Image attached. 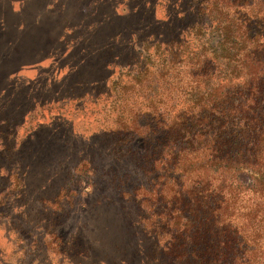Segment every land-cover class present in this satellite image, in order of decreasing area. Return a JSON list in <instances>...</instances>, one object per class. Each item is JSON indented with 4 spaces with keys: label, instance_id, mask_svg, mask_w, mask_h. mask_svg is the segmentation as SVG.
Masks as SVG:
<instances>
[{
    "label": "trees",
    "instance_id": "16d2710c",
    "mask_svg": "<svg viewBox=\"0 0 264 264\" xmlns=\"http://www.w3.org/2000/svg\"><path fill=\"white\" fill-rule=\"evenodd\" d=\"M163 1L166 10L176 3ZM177 2L170 20L148 21L140 34L129 21L134 43L122 54L114 35L99 44L93 69L63 97H81L89 81L103 88L95 99L122 111L106 142L114 162L136 155L142 170L130 189L147 239L141 264H264V0ZM7 88L0 85L4 154L19 125L17 105L5 114ZM131 95L141 96L136 108Z\"/></svg>",
    "mask_w": 264,
    "mask_h": 264
},
{
    "label": "rangeland",
    "instance_id": "374dc122",
    "mask_svg": "<svg viewBox=\"0 0 264 264\" xmlns=\"http://www.w3.org/2000/svg\"><path fill=\"white\" fill-rule=\"evenodd\" d=\"M113 6L122 15L133 12L115 18ZM173 6L166 10L163 0H0V85L8 84L11 96L5 114L17 105L19 120L10 153L0 147V165L7 168L0 169V246L8 252L0 264H141L147 239L130 189L143 180L142 170L136 155L114 162L106 142L105 129L117 126L114 117L122 111L109 99H95L103 88L93 82H84L79 98L63 95L78 88V73L93 69L99 44L114 35L122 54L134 43L125 32L129 21L140 34L148 21L170 20ZM140 98L131 95V106ZM240 178L249 181L246 174ZM9 184L16 190L5 192Z\"/></svg>",
    "mask_w": 264,
    "mask_h": 264
},
{
    "label": "crops",
    "instance_id": "0c3cea01",
    "mask_svg": "<svg viewBox=\"0 0 264 264\" xmlns=\"http://www.w3.org/2000/svg\"><path fill=\"white\" fill-rule=\"evenodd\" d=\"M5 250L6 249H4L0 246V262H2V263L5 261V259H7L8 252H6Z\"/></svg>",
    "mask_w": 264,
    "mask_h": 264
}]
</instances>
